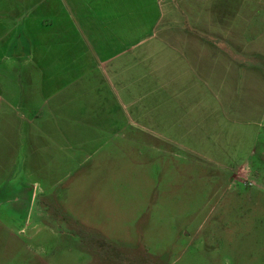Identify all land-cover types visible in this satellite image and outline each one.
I'll return each mask as SVG.
<instances>
[{
    "label": "rangeland",
    "instance_id": "374dc122",
    "mask_svg": "<svg viewBox=\"0 0 264 264\" xmlns=\"http://www.w3.org/2000/svg\"><path fill=\"white\" fill-rule=\"evenodd\" d=\"M44 1L0 0V77L28 74L9 68L12 57L1 50L47 43ZM252 1L230 8L254 16L243 26L264 48V0ZM157 11L150 21L138 15L146 19L144 36L155 33L151 42L121 58L136 65L130 86L97 71L91 39L67 33L47 43L66 63L68 81L95 79V140L87 118L77 128L78 119L72 126L68 119L67 142L49 147L27 110L11 118L0 104V264H264V115L248 119L252 124L218 114L193 141L176 134L179 143H172L159 116L160 98L172 96L173 87L139 84L148 72L145 48L172 28L154 26ZM74 45L79 52L61 53ZM243 162L254 171L250 179L244 171L235 178Z\"/></svg>",
    "mask_w": 264,
    "mask_h": 264
},
{
    "label": "crops",
    "instance_id": "0c3cea01",
    "mask_svg": "<svg viewBox=\"0 0 264 264\" xmlns=\"http://www.w3.org/2000/svg\"><path fill=\"white\" fill-rule=\"evenodd\" d=\"M253 4L252 0H59L54 4L45 0L41 22L47 43L54 37L65 38L67 33L73 38L91 39L97 71L111 81L130 86V70L136 65L131 66V58H121L140 43L151 42L155 33L144 36L142 24L146 19L138 15L141 12L150 21L155 15L152 10L158 9L154 26L171 22L172 28L158 33L154 48H145L149 55L142 62L148 72L140 73L139 84L155 81L162 91L173 87L172 96L160 98L164 109L159 118L162 127L166 126L165 134L174 136L168 138L179 143L176 134L182 142L193 141L196 131L218 114L245 121L264 115V48L257 45L249 25L243 26L254 16L248 18L230 8ZM66 18L73 21L72 25L65 23ZM47 43L31 46L29 41L21 49L1 50L2 55L12 57L9 68L19 66L28 74L0 77V104H5L11 118L18 117L15 110H27L32 115L29 125L42 132L49 147L58 143L56 148H62V141L67 142L68 119L70 126L78 119L74 125L77 128L84 125L80 118H87L86 126L93 127L90 140H95V79L77 77L68 81L66 63L52 55L54 46ZM75 45L60 51L79 52ZM89 96L93 99L83 102ZM9 98L16 99V104ZM169 102L174 103L171 112L165 110ZM241 165L235 178L244 171L250 179L254 171L243 168L248 167L245 162Z\"/></svg>",
    "mask_w": 264,
    "mask_h": 264
}]
</instances>
